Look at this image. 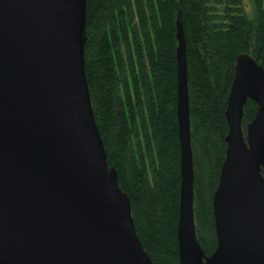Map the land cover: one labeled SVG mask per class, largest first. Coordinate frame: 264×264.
Listing matches in <instances>:
<instances>
[{
	"label": "water",
	"instance_id": "obj_1",
	"mask_svg": "<svg viewBox=\"0 0 264 264\" xmlns=\"http://www.w3.org/2000/svg\"><path fill=\"white\" fill-rule=\"evenodd\" d=\"M86 0H0V264H153L136 233L85 74ZM179 264H264V69L235 57L212 194L216 247L196 237L185 41L176 18ZM247 99L256 103L242 126Z\"/></svg>",
	"mask_w": 264,
	"mask_h": 264
},
{
	"label": "trees",
	"instance_id": "obj_2",
	"mask_svg": "<svg viewBox=\"0 0 264 264\" xmlns=\"http://www.w3.org/2000/svg\"><path fill=\"white\" fill-rule=\"evenodd\" d=\"M178 14L186 51L196 237L209 255L216 247L212 194L225 156L226 98L238 54L249 53L264 69V0H86L84 63L92 111L153 264H179ZM255 110L247 99L244 133Z\"/></svg>",
	"mask_w": 264,
	"mask_h": 264
},
{
	"label": "rangeland",
	"instance_id": "obj_3",
	"mask_svg": "<svg viewBox=\"0 0 264 264\" xmlns=\"http://www.w3.org/2000/svg\"><path fill=\"white\" fill-rule=\"evenodd\" d=\"M250 3L248 2V5H249Z\"/></svg>",
	"mask_w": 264,
	"mask_h": 264
}]
</instances>
